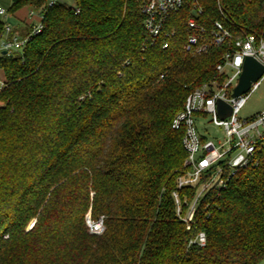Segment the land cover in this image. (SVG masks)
I'll list each match as a JSON object with an SVG mask.
<instances>
[{"label": "trees", "instance_id": "1", "mask_svg": "<svg viewBox=\"0 0 264 264\" xmlns=\"http://www.w3.org/2000/svg\"><path fill=\"white\" fill-rule=\"evenodd\" d=\"M75 1L9 9L40 10L42 27L0 56V264H264V147L207 192L190 229L196 187L178 186L187 153L173 119L191 92L225 80L216 65L229 44L184 51L191 3L162 49L142 0ZM197 1L234 40L264 37V0Z\"/></svg>", "mask_w": 264, "mask_h": 264}, {"label": "built area", "instance_id": "2", "mask_svg": "<svg viewBox=\"0 0 264 264\" xmlns=\"http://www.w3.org/2000/svg\"><path fill=\"white\" fill-rule=\"evenodd\" d=\"M188 3H191L190 15L186 26L188 34L183 49L191 55H202L213 48L229 44L222 56V61L216 65L219 73L225 74V80H218L204 84L191 92L186 98L184 109L179 112L172 122V127L183 131L182 143L187 157L186 174L178 180L179 188L196 187L195 196L184 217L187 228H191L197 204L211 189L225 187L229 178L240 168L254 162V155L264 147V110L250 118L238 116L250 95L257 89L262 76L251 84L249 90L233 97V90L238 84L242 73L244 60L252 56L264 65V37L253 34L245 38L234 40L232 32L223 22L216 20L209 26L202 20V7L197 0H142L140 7L144 15V27L149 38L154 43H160L162 49L170 47L176 35L175 28H169L168 22L172 14L178 13ZM0 14L7 11L0 8ZM32 15V13H31ZM40 20L34 24L27 35H21L14 28L4 23L0 33V56L22 49L30 36L40 31ZM221 98L232 107V113L225 119L221 118L217 110V100ZM210 115V121L222 129L225 139L211 138L206 132L200 131L199 121H204ZM177 212L181 213V203L178 192L173 193ZM86 223L90 232L101 234L105 230L104 218L92 220L88 214ZM205 232H199L192 242L203 246L206 244Z\"/></svg>", "mask_w": 264, "mask_h": 264}, {"label": "rangeland", "instance_id": "3", "mask_svg": "<svg viewBox=\"0 0 264 264\" xmlns=\"http://www.w3.org/2000/svg\"><path fill=\"white\" fill-rule=\"evenodd\" d=\"M49 3L51 2H59V3H65L69 6H74L76 1L75 0H47ZM4 6H6L4 4ZM10 9V8H9ZM8 9L7 13L10 12ZM40 16V15H39ZM40 20V17L34 16L33 22L36 24ZM264 110V76L260 81L259 86L257 89L250 95L248 100L246 101L245 105L241 108L238 116L240 118H250L252 116H255L259 112ZM211 116L207 115V118L204 121H199L198 119V125L200 128V131L206 132L207 135H209L211 138H219L220 140L225 139V135L218 126L214 125L212 121H210ZM199 204V203H198ZM197 204V205H198ZM189 210V208H188ZM188 213V212H187Z\"/></svg>", "mask_w": 264, "mask_h": 264}, {"label": "water", "instance_id": "4", "mask_svg": "<svg viewBox=\"0 0 264 264\" xmlns=\"http://www.w3.org/2000/svg\"><path fill=\"white\" fill-rule=\"evenodd\" d=\"M3 54H7V51H3ZM264 73V65L261 64L252 56H247L244 60L242 67V73L239 77L238 84L233 90V97L239 96L247 92L252 83L256 82ZM217 110L221 118L225 119L232 113V107L219 98L217 100Z\"/></svg>", "mask_w": 264, "mask_h": 264}, {"label": "crops", "instance_id": "5", "mask_svg": "<svg viewBox=\"0 0 264 264\" xmlns=\"http://www.w3.org/2000/svg\"><path fill=\"white\" fill-rule=\"evenodd\" d=\"M16 0H0V8L8 9ZM4 4L6 6H4ZM32 13V15H31ZM40 10L32 8L30 6H24L16 12H8L5 15L0 14V23H7L11 25L16 32L22 34L25 27L34 25V16L40 17Z\"/></svg>", "mask_w": 264, "mask_h": 264}]
</instances>
